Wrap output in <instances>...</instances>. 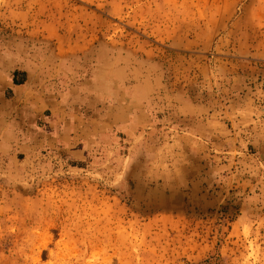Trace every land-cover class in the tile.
<instances>
[{"label": "rangeland", "instance_id": "1", "mask_svg": "<svg viewBox=\"0 0 264 264\" xmlns=\"http://www.w3.org/2000/svg\"><path fill=\"white\" fill-rule=\"evenodd\" d=\"M0 67L54 108L0 113V264H264V0H0Z\"/></svg>", "mask_w": 264, "mask_h": 264}, {"label": "crops", "instance_id": "2", "mask_svg": "<svg viewBox=\"0 0 264 264\" xmlns=\"http://www.w3.org/2000/svg\"><path fill=\"white\" fill-rule=\"evenodd\" d=\"M46 92L38 70L15 67L8 71L0 67V113H20L28 110L36 113L41 111L44 114L46 111H54ZM260 115L263 118H256L254 123H258V130L263 133L264 124L260 122L264 121V114Z\"/></svg>", "mask_w": 264, "mask_h": 264}]
</instances>
